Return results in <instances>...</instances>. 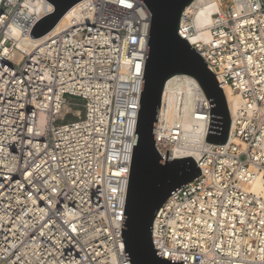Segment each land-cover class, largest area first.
<instances>
[{
	"label": "built area",
	"instance_id": "built-area-1",
	"mask_svg": "<svg viewBox=\"0 0 264 264\" xmlns=\"http://www.w3.org/2000/svg\"><path fill=\"white\" fill-rule=\"evenodd\" d=\"M211 1L208 39L193 3L177 33L242 105L227 143L209 144L211 109L191 93L206 126L201 175L163 203L152 244L173 261L264 264V196L250 190L264 188V0ZM53 11L0 0V264H128L120 233L151 14L135 0H83L58 31L30 38ZM165 90L154 141L163 161L183 140L178 120L168 123L180 88L166 101Z\"/></svg>",
	"mask_w": 264,
	"mask_h": 264
},
{
	"label": "water",
	"instance_id": "water-1",
	"mask_svg": "<svg viewBox=\"0 0 264 264\" xmlns=\"http://www.w3.org/2000/svg\"><path fill=\"white\" fill-rule=\"evenodd\" d=\"M53 13L40 19L30 38L50 33L61 19L83 0H46ZM151 14L150 32L136 122L121 240L128 264H192L160 257L152 244V225L163 203L176 189L201 175L191 157L162 160L154 147L155 130L166 83L176 75L192 77L201 88L211 111L205 142L225 145L231 120L224 92L206 63L177 33L184 9L196 0H135Z\"/></svg>",
	"mask_w": 264,
	"mask_h": 264
},
{
	"label": "bare ground",
	"instance_id": "bare-ground-1",
	"mask_svg": "<svg viewBox=\"0 0 264 264\" xmlns=\"http://www.w3.org/2000/svg\"><path fill=\"white\" fill-rule=\"evenodd\" d=\"M193 4L196 7V11L194 13L193 18L194 26L196 28L203 29V31L199 33L201 38L208 39V32L205 27L208 25L209 16L215 11V7L213 6L211 0H196L193 2ZM75 8L76 6H74L71 10L67 12V14L61 19L60 23L51 33L59 30V27L67 18L71 16ZM33 40H30V42L28 41L29 43L20 44L19 47L26 48V44L33 43ZM172 84H176L179 86L180 97L178 98L176 96L172 100V102L175 103V106L173 107L172 113H170L168 116V123L170 126L174 123L175 120H178L180 133L183 140L180 142H175L171 146H165L166 151H170L175 157H191L194 161H196L199 157V153L201 151L202 146L205 145L202 136L206 132V126L203 125L199 120H195L193 117L192 111L194 107V101L192 99L191 93L196 92L203 96L204 94L197 82L192 77L186 75H176L172 79H170L166 84L164 101H166L167 88ZM223 92L225 95L227 108L230 115L242 105V100L237 93L231 92L228 88H225ZM178 100L180 107L177 112L176 105ZM181 108L182 111L180 113L179 110H181ZM161 122L162 121L160 118L159 126L161 125ZM229 140H233V138L230 137ZM161 151L163 152L165 150ZM250 190L255 194L264 196V188L260 180L254 181Z\"/></svg>",
	"mask_w": 264,
	"mask_h": 264
},
{
	"label": "rangeland",
	"instance_id": "rangeland-1",
	"mask_svg": "<svg viewBox=\"0 0 264 264\" xmlns=\"http://www.w3.org/2000/svg\"><path fill=\"white\" fill-rule=\"evenodd\" d=\"M74 114V112H72Z\"/></svg>",
	"mask_w": 264,
	"mask_h": 264
}]
</instances>
